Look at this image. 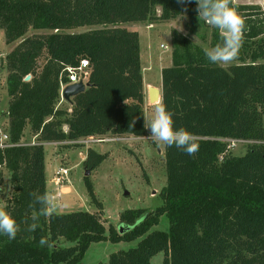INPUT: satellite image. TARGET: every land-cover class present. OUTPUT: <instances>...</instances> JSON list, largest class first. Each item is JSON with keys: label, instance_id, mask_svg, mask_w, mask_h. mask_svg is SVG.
Instances as JSON below:
<instances>
[{"label": "trees", "instance_id": "trees-1", "mask_svg": "<svg viewBox=\"0 0 264 264\" xmlns=\"http://www.w3.org/2000/svg\"><path fill=\"white\" fill-rule=\"evenodd\" d=\"M229 6L245 21L237 62H209L204 48L175 28L171 65L161 68V103L175 129L194 134L198 152L189 156L164 145L161 205L127 208L118 226H106L88 175L83 184L96 211L56 212L33 221L41 205L31 193H47L44 143L78 146L90 136L146 134L140 34L122 22L185 15L190 34L205 40L210 31L211 48L221 43V34L198 19L194 0H0L5 42L20 39L1 64L11 144L0 148V166L11 173L5 212L19 231L12 240L0 234V264H79L92 242L105 240L139 241L98 264H151L160 252L162 264H264V10L233 0ZM82 26L92 28L72 31ZM29 28L48 31L25 36ZM82 58L89 61L86 86L72 97L70 111L58 108L60 82L68 81L64 68ZM27 125L37 135L34 143L21 141ZM234 140L249 143L244 154H225ZM107 156L88 147L82 165L92 171ZM162 214L168 229L151 231ZM34 222L37 228L28 231ZM41 238L48 243L41 246Z\"/></svg>", "mask_w": 264, "mask_h": 264}, {"label": "rangeland", "instance_id": "rangeland-1", "mask_svg": "<svg viewBox=\"0 0 264 264\" xmlns=\"http://www.w3.org/2000/svg\"><path fill=\"white\" fill-rule=\"evenodd\" d=\"M238 4H259L264 10V0H233ZM159 11V8H157ZM187 16L175 18V20L152 23L149 22H122L121 25L128 30L140 32V51H141V66L143 67V75L145 82L150 81L149 88L160 87L159 81L161 78V65L164 64L168 53L171 50V30L177 29L181 33L188 35L193 43H196L205 48H211L209 45L210 31L207 38L201 40L196 34H190L186 29ZM211 27V26H209ZM92 28L90 26H82L81 28L73 29L74 32ZM48 30H35L29 28L25 36L32 34H42ZM20 39L6 43L3 29H0V60L4 59L6 53L11 50ZM169 43V49L165 50L160 47V43ZM149 47L152 52L159 53V62L154 65H148L147 54ZM166 51V52H161ZM45 56L39 59V65L44 63ZM229 64H220L223 67H228ZM148 66V67H147ZM2 68V66H0ZM150 69L148 70L147 68ZM4 74V73H3ZM150 74L153 78H150ZM4 75L0 76V127L8 131L6 121V113L4 108L7 104V92L5 91L6 82L3 80ZM2 80V81H1ZM87 82V81H86ZM158 99H149L146 97L143 103L145 112V121L151 119L154 109L158 104L155 103ZM56 106L62 109L71 110V104L65 99L59 98ZM65 128V127H64ZM66 129V128H65ZM106 137H112L105 135ZM149 132L140 137L123 136L119 140H106L97 142L94 140H84L82 145L75 146L70 142L54 143L47 142L45 149L46 163L48 168L46 176L47 193L50 194L54 202L58 206L57 212L65 213L75 209H83L96 211L95 205L90 202L87 194L86 186L83 184L85 176V167L82 165V157L88 147H93L99 152H108V156L103 160L101 165L90 172L88 175L95 186V192L98 199L104 205V218L114 225H119V215L127 208H148L154 209L161 205L163 200L159 193L164 185H166V170L164 163V144L155 142L150 138ZM95 139V138H94ZM23 143H34L36 137H32L30 129H28L21 138ZM229 147L225 154L227 155H242L244 154L249 143L241 140L228 141ZM67 144V145H66ZM59 167H68L69 182L64 187H58L53 183V178L56 170ZM11 173L4 167L0 166V209L6 211V205L12 194V185L10 184ZM125 191L128 193L126 194ZM59 193V195H58ZM58 195V196H57ZM169 220L165 214L160 217L159 224L153 226L152 230H167ZM139 240L122 241L114 243L110 240L92 242L88 247L83 260L79 264H98L106 262L108 255L112 252L127 249L130 246H135ZM70 242L60 239V244L68 245ZM163 252L157 253L151 259V264H162Z\"/></svg>", "mask_w": 264, "mask_h": 264}, {"label": "clouds", "instance_id": "clouds-1", "mask_svg": "<svg viewBox=\"0 0 264 264\" xmlns=\"http://www.w3.org/2000/svg\"><path fill=\"white\" fill-rule=\"evenodd\" d=\"M177 2L185 4L192 3L193 0H177ZM194 2L197 5L195 11L198 13V19L202 18L209 26L218 29L222 37L221 43L203 50L206 59L213 64H229L237 60L242 45L245 21L229 6L231 0H194ZM134 123L135 120L132 121L130 127ZM144 128L149 132L147 138L168 147L175 146L189 156H195L199 150L194 134L184 128H174L172 114L162 103L155 107L151 119L144 122ZM31 195L35 197L34 202L41 205L39 213L33 214V221H36L39 216L50 217L57 212L58 206L50 194L31 193ZM37 226L34 222L28 231H35ZM18 231L19 226L16 221L0 209V234L12 240L15 239ZM47 243L46 238H41V246Z\"/></svg>", "mask_w": 264, "mask_h": 264}, {"label": "built area", "instance_id": "built-area-1", "mask_svg": "<svg viewBox=\"0 0 264 264\" xmlns=\"http://www.w3.org/2000/svg\"><path fill=\"white\" fill-rule=\"evenodd\" d=\"M169 46L170 45L167 43H161L160 44V47L165 49V50L169 49ZM64 70L67 72L68 81L64 82V83L62 81L60 82V97L62 100H63V96H62L63 90L62 89L64 88V86L66 84L77 83L80 81L86 82L88 80V77L90 74L89 61L87 58H82L77 65H66ZM121 137H123V136H121ZM121 137H116V136L106 137L105 135H103L101 137L90 136L88 138H85L84 140H90L91 139V140H94L97 142H103L106 140H119V139H121ZM10 144H11L10 133L8 131H6L5 129H1V127H0V148L5 149V148L9 147ZM69 171H70V169L68 167H66V168L65 167H59L55 172V175L53 178V183L56 184L58 187H64L66 185V183L69 182ZM58 195H59V193H58Z\"/></svg>", "mask_w": 264, "mask_h": 264}, {"label": "crops", "instance_id": "crops-1", "mask_svg": "<svg viewBox=\"0 0 264 264\" xmlns=\"http://www.w3.org/2000/svg\"><path fill=\"white\" fill-rule=\"evenodd\" d=\"M154 24H150L149 26H153ZM139 34H140V32H139ZM170 40L171 39H169V43H170ZM167 42V44H169ZM161 44V43H160ZM170 45V44H169ZM168 50V49H167ZM161 52H166V51H161ZM171 55H172V52H170V54L168 53V56L166 57V59H165V63L164 64H162L161 65V67H160V69L162 68V67H166V66H170L171 65V62H172V60H171ZM158 56H159V53H155V52H152V50L150 49V47H149V53L147 54V56H146V58H147V62H148V65L150 66L151 64L152 65H154V64H157V62H159V59H158ZM4 60V59H3ZM2 59L0 60V66H1V64H2V61H3ZM142 67V66H141ZM148 67V66H147ZM143 68V67H142ZM148 70L150 69V67L149 68H147ZM162 70V69H161ZM4 73V74H3ZM2 75H4L3 77V80L6 82V77H7V73H6V70L5 69H2L1 67H0V76H2ZM150 78H153L152 77V75L150 74V76H149ZM152 79H150V81H151ZM2 81V80H1ZM150 81H146L145 82V76L143 75V88H144V100H145V98L147 97L148 98V100L150 99V88H149V83H150ZM6 84V83H5ZM159 84H160V87H158L159 88V90H160V92H159V94H160V96H161V90H162V88H161V78H160V81H159ZM6 86V85H5ZM5 91H6V88H5ZM7 104H6V107L4 108V110L3 111H5V113H6V110H7V107H8V102H9V100H10V96L8 95V93H7ZM70 104H72V103H70ZM6 121H7V124H8V117H7V115H6ZM65 128H66V130L68 129L67 128V126H65ZM28 129H30L29 128V125H27V127L25 128V132L28 130ZM30 131H31V133H32V137L34 138V137H37V135L36 134H34L33 132H32V130L30 129ZM25 132H24V134H25ZM48 143L46 142V143H44V147H45V149L47 148L46 147V145H47ZM88 149V148H87ZM87 149H86V152H87ZM86 152L83 154V157H82V162H83V160H84V158H85V156H86ZM45 166H46V176H47V171H48V168H50L49 166H48V164L46 163V159H45Z\"/></svg>", "mask_w": 264, "mask_h": 264}, {"label": "water", "instance_id": "water-1", "mask_svg": "<svg viewBox=\"0 0 264 264\" xmlns=\"http://www.w3.org/2000/svg\"><path fill=\"white\" fill-rule=\"evenodd\" d=\"M30 75H27L26 79H29ZM87 82L84 81H80L77 83H70V84H66L64 86V88L62 89V96L63 99L67 100L68 102L72 103V97L80 94L83 92V89L85 88ZM160 90L159 88H155V87H150V99H155V98H160V94H159ZM91 172V170H86L85 171V175H89ZM125 193L127 194L128 192L125 191ZM121 232V231H120Z\"/></svg>", "mask_w": 264, "mask_h": 264}, {"label": "bare ground", "instance_id": "bare-ground-1", "mask_svg": "<svg viewBox=\"0 0 264 264\" xmlns=\"http://www.w3.org/2000/svg\"><path fill=\"white\" fill-rule=\"evenodd\" d=\"M161 102V96L158 98V100L155 103H160Z\"/></svg>", "mask_w": 264, "mask_h": 264}]
</instances>
